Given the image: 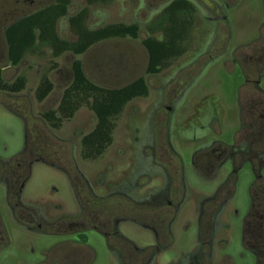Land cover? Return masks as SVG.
I'll use <instances>...</instances> for the list:
<instances>
[{
    "label": "flooded vegetation",
    "instance_id": "1",
    "mask_svg": "<svg viewBox=\"0 0 264 264\" xmlns=\"http://www.w3.org/2000/svg\"><path fill=\"white\" fill-rule=\"evenodd\" d=\"M174 1L152 12L142 44ZM189 1L176 9L185 52L150 74L143 45L147 74L179 61V82L151 120H128L130 142L109 162L83 156L98 120L66 136L67 120L55 127L14 102L27 87L0 89L15 119L0 120V264H264V0L259 11L256 0ZM222 71L237 80L233 104L205 90Z\"/></svg>",
    "mask_w": 264,
    "mask_h": 264
},
{
    "label": "trees",
    "instance_id": "2",
    "mask_svg": "<svg viewBox=\"0 0 264 264\" xmlns=\"http://www.w3.org/2000/svg\"><path fill=\"white\" fill-rule=\"evenodd\" d=\"M1 1V0H0ZM114 0H87L88 6L75 14L70 13L72 0H53L38 10L24 15L10 23L5 29L8 50V65L18 66L26 55H46L47 50L58 58L66 53L75 56L86 54L93 46L112 39L140 37L138 23L108 24L98 29L88 25L89 7L108 5ZM189 0H176L170 3L166 11L153 25L149 26V38L143 41L150 55L148 73L157 74L169 67L174 55L186 51L185 37L188 19L177 8L190 6ZM68 18L70 29L75 37L73 41L62 38L58 33L61 19ZM4 67H0V89L21 92L27 87L28 79L20 77L16 82L4 79ZM73 79L64 89L57 109L43 115L52 124L53 120H72L82 108H88L97 117L95 130L83 140L85 159H96L110 147L114 141L116 120L128 104L138 98L149 96L150 88L146 77L142 76L119 88L104 87L95 83L86 74L84 63L75 59L72 63ZM54 83L44 74L36 90V98L44 101L54 90Z\"/></svg>",
    "mask_w": 264,
    "mask_h": 264
},
{
    "label": "rangeland",
    "instance_id": "3",
    "mask_svg": "<svg viewBox=\"0 0 264 264\" xmlns=\"http://www.w3.org/2000/svg\"><path fill=\"white\" fill-rule=\"evenodd\" d=\"M53 0H1L0 1V47L6 50L5 29L18 18L30 14L39 8L51 3ZM171 0H114L108 5H94L89 7L88 25L91 28H98L107 24L116 23H139L142 31L138 40L133 39H112L93 46L86 54L75 56L66 53L61 57H54L47 50V54H29L17 68L8 65L7 56L0 62V67L5 68V79L11 82L15 74H23L28 79L27 89L22 97L14 100L17 105H30L34 115L57 109L64 89L73 79L72 63L75 59H81L88 77L95 83L109 88H119L131 83L139 77H146L150 86L149 97L138 98L126 106L124 112L117 119V128L114 132V143L108 148L98 163L109 162L117 150L126 148L130 142L128 120H151L153 107L159 102V93L162 89L170 90L178 80L172 81L173 68H176L179 61L173 62L172 66L159 75H148V56L142 44V39L147 37L146 25L151 20V14L160 10ZM88 6L87 0H72L70 13L75 14ZM254 10H260V3L255 1ZM257 11V12H258ZM198 23L201 19H197ZM59 35L67 40L75 39L67 18L61 19L58 24ZM191 49V48H189ZM19 69V71H18ZM191 69H193L191 67ZM187 72H180L182 79L187 78ZM47 74L54 83V90L49 97L39 102L35 90L39 85L41 77ZM213 81H204L207 94L212 88L228 103L233 104L236 100L237 80L229 77L225 72H218ZM187 80V79H186ZM167 84V85H166ZM211 84L214 86L211 87ZM164 85L166 87L162 88ZM170 87V88H168ZM31 91V92H30ZM23 98H27L24 101ZM24 102V104H23ZM26 110H29L26 109ZM0 120H15L0 106ZM96 115L88 108L79 110L72 120L65 123L62 133L71 136L78 128H83L85 133L91 131L96 123ZM245 195L243 194V197Z\"/></svg>",
    "mask_w": 264,
    "mask_h": 264
}]
</instances>
